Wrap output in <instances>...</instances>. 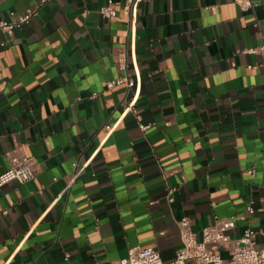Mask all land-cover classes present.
Returning <instances> with one entry per match:
<instances>
[{"label": "crops", "instance_id": "obj_1", "mask_svg": "<svg viewBox=\"0 0 264 264\" xmlns=\"http://www.w3.org/2000/svg\"><path fill=\"white\" fill-rule=\"evenodd\" d=\"M125 1L111 21L108 0H0V22L37 8L0 31V174L35 160L0 188V264H115L136 245L170 261L185 217L198 237L234 218L224 257L247 228L264 250V0Z\"/></svg>", "mask_w": 264, "mask_h": 264}, {"label": "built area", "instance_id": "obj_2", "mask_svg": "<svg viewBox=\"0 0 264 264\" xmlns=\"http://www.w3.org/2000/svg\"><path fill=\"white\" fill-rule=\"evenodd\" d=\"M46 1L40 0L37 8ZM138 1L140 0H126L125 3L129 7L135 8ZM233 1L242 11L253 10L256 7V3L253 0ZM36 9L28 10L16 22L1 21L0 31L11 33L15 27L29 22ZM100 15L104 19L111 21L118 18L117 12L113 7V0H108V3L100 8ZM247 51L250 53L257 52L256 49ZM260 51L264 53V45L261 46ZM123 60L126 62V56ZM122 66L126 68V64ZM120 85L130 89L135 86V81L129 75L120 76L108 82L107 88L111 89ZM138 120L140 129L145 131L149 126L140 122V118ZM34 164V158L25 155H13L10 167L0 174V188L12 182L25 184L33 180ZM248 210L250 214L254 212L252 206H249ZM179 224L181 227L182 247L177 251L173 260L165 261L157 250L136 245L130 247L127 255L115 264H264V250L257 247V232L250 228L245 229L240 238L235 240L230 248L228 257H224L219 250L211 247V245L227 247L231 244L229 232L235 228V220L232 217L217 219L214 225L204 227L199 237L191 229V220L189 218H182Z\"/></svg>", "mask_w": 264, "mask_h": 264}]
</instances>
